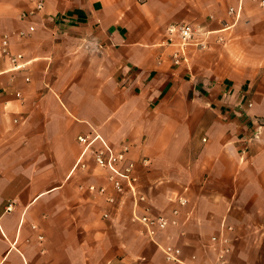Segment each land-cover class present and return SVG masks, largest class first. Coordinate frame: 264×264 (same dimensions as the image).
<instances>
[{
	"label": "crops",
	"instance_id": "crops-1",
	"mask_svg": "<svg viewBox=\"0 0 264 264\" xmlns=\"http://www.w3.org/2000/svg\"><path fill=\"white\" fill-rule=\"evenodd\" d=\"M43 1L24 18L30 0H0V264H179L131 194L91 158L77 165L92 129L129 147L138 212L178 221L157 240L184 263L215 259L205 244L225 220L230 264H264V153L242 152L244 103L264 94V0ZM181 21L211 33L175 64L162 42Z\"/></svg>",
	"mask_w": 264,
	"mask_h": 264
},
{
	"label": "built area",
	"instance_id": "built-area-1",
	"mask_svg": "<svg viewBox=\"0 0 264 264\" xmlns=\"http://www.w3.org/2000/svg\"><path fill=\"white\" fill-rule=\"evenodd\" d=\"M33 7L23 15L24 18H31L43 11L45 4L43 0H30ZM264 4V2H263ZM34 26H31V30ZM211 31L202 30L197 25L187 22H174L167 25L165 30V37L162 46L170 47L171 57L175 64L187 62L188 51L190 48L196 50H204L209 46V35ZM20 37H24L25 33L20 32ZM2 53L13 63L21 59L22 54H15L10 49L9 36H4L1 46ZM18 67L19 65H15ZM252 106V103L249 104ZM262 126L259 125L255 129L254 136L258 137ZM81 145L82 151L80 160L77 165L82 167L86 166V158H91L95 165L107 172V179L111 187L119 194H131L134 199L133 217L140 221L145 227V233L150 241L157 244L165 253L168 262H176L183 264L184 261L180 257V250L173 246H163L157 240L160 232L165 231L170 225H176V219L170 220L164 215H149L140 214L138 212L140 201L145 200V196L141 194L139 188V176L137 174L138 161L133 159L130 155L128 146L117 148L112 145L97 129H92L88 134H81L77 138ZM143 165H149V159L144 158L141 160ZM95 190V186H91ZM101 190H104L102 188ZM109 202L114 203L115 198L109 196ZM188 198L185 195H178L176 202L178 207L173 209L175 215L180 214L181 208L187 206ZM107 215V214H106ZM232 226L227 225L226 221L222 222V230L219 235H214L205 244L206 248L214 251L215 259L210 264H229L227 256L231 251L230 239L226 231L232 230ZM194 262L198 259L196 254L192 255ZM187 264V263H184ZM197 264V263H190Z\"/></svg>",
	"mask_w": 264,
	"mask_h": 264
},
{
	"label": "rangeland",
	"instance_id": "rangeland-1",
	"mask_svg": "<svg viewBox=\"0 0 264 264\" xmlns=\"http://www.w3.org/2000/svg\"><path fill=\"white\" fill-rule=\"evenodd\" d=\"M251 99H254L253 105L249 106ZM244 104L246 108L249 109L251 117L249 120L248 127L246 128L247 139L244 142L245 144H244V149L242 150V152H244L245 154V153H248L250 150H253V152H263L264 153V94L256 95L254 98L250 97L249 100L246 101ZM259 125H261L262 128L260 130L259 136L255 137L254 132H255V129H257ZM98 131L100 132V130ZM227 260H228V263L230 264V260L228 259V256H227Z\"/></svg>",
	"mask_w": 264,
	"mask_h": 264
}]
</instances>
